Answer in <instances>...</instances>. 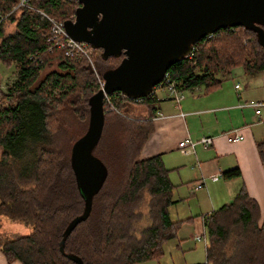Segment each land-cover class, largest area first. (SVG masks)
Returning a JSON list of instances; mask_svg holds the SVG:
<instances>
[{
	"label": "trees",
	"instance_id": "16d2710c",
	"mask_svg": "<svg viewBox=\"0 0 264 264\" xmlns=\"http://www.w3.org/2000/svg\"><path fill=\"white\" fill-rule=\"evenodd\" d=\"M18 0H0V14ZM7 19L14 31L2 33L0 64H14L16 80L0 84V217L21 221L25 234L0 232V251L22 264H136L157 259L163 244L189 220H171L173 202L168 172L159 154L141 158L140 150L157 111L156 95L131 102L122 93L103 100V125L92 149L106 175L91 197L86 217L65 234L80 215V195L71 165L73 143L87 129L90 96L100 88L105 70L123 55L101 57L93 48L68 55L46 40L49 22L73 18L76 0H27ZM264 31V26H262ZM54 67L46 70L47 67ZM247 74L264 71V48L256 33L242 25L219 28L196 41L189 55L170 65L167 75L182 90L216 88L234 68ZM127 104L143 105L145 115L130 114ZM114 108H113V107ZM264 163V140L257 141ZM240 175L237 167L224 178ZM205 261L197 264H264V210L241 186L232 200L203 216Z\"/></svg>",
	"mask_w": 264,
	"mask_h": 264
},
{
	"label": "water",
	"instance_id": "95a60500",
	"mask_svg": "<svg viewBox=\"0 0 264 264\" xmlns=\"http://www.w3.org/2000/svg\"><path fill=\"white\" fill-rule=\"evenodd\" d=\"M73 18L63 22L74 40L100 48V55H123L102 74L103 83L88 99L86 132L71 148V165L84 208L65 229L86 217L91 197L106 175L91 153L103 125V96L115 91L144 97L158 85L168 67L192 50L193 44L219 28L252 29L264 48V0H76ZM77 264L78 258L69 255Z\"/></svg>",
	"mask_w": 264,
	"mask_h": 264
},
{
	"label": "crops",
	"instance_id": "0c3cea01",
	"mask_svg": "<svg viewBox=\"0 0 264 264\" xmlns=\"http://www.w3.org/2000/svg\"><path fill=\"white\" fill-rule=\"evenodd\" d=\"M155 95L157 111L150 118L152 128L140 157L160 155L173 184L169 217L189 220L180 225L170 243L175 253L165 255L163 250L159 258L138 264H197L187 262L184 255L187 250L195 249L196 242L202 241L194 238L195 233L204 230L201 217L229 203L241 186L257 201L260 210H264V163L256 146L257 141L264 140V125L258 120L264 117V107L257 114L251 105L264 100V71L247 74L241 67L234 68L213 90L205 91L202 86L187 90L177 105L166 96L163 87ZM126 108L133 115L144 116L146 112L143 105L127 104ZM233 127H238L242 138L230 142L223 132ZM186 135L194 139L211 135L212 145L206 149L197 145L194 151L177 147V142ZM233 167L239 169L240 175L224 178L222 172ZM201 179L203 185L196 188ZM186 230L194 246L183 241ZM179 250L183 252L181 258ZM0 264L22 262L7 261L0 251Z\"/></svg>",
	"mask_w": 264,
	"mask_h": 264
},
{
	"label": "built area",
	"instance_id": "2783aa9c",
	"mask_svg": "<svg viewBox=\"0 0 264 264\" xmlns=\"http://www.w3.org/2000/svg\"><path fill=\"white\" fill-rule=\"evenodd\" d=\"M19 6H25V7H30L29 4L27 3V0H18V2L12 6V8L4 13L0 14V22L4 19H7L8 14L18 8ZM38 13L42 18H45L49 22V33L46 36V40L51 42L50 47H61L64 49L65 53L68 55H84L92 64L91 62V53L93 51V48L86 42L84 41H77L72 39L65 31L63 27V22L62 21H57L50 17L48 14H46L43 11L37 10ZM190 54V53H189ZM188 54V55H189ZM100 85H102L103 80H99ZM238 84H235V87H237ZM158 87H163L166 91V96L172 100L176 105L179 103V101L184 98L185 92L187 90H182L180 89L174 81L170 80V78L167 75V71L164 73V76L161 80V82L156 85L153 90L146 96H152L155 95V91L157 90ZM197 86L193 87L196 88ZM191 90V89H189ZM109 94H104L103 100L109 101ZM122 96H124L122 94ZM126 97V96H124ZM144 97H137V98H128L131 102L139 103L142 101ZM252 106L255 107V111L257 114L260 113V108L264 107V100L263 101H255L251 103ZM113 107V106H112ZM114 108V107H113ZM260 123L264 125V117L258 119ZM225 138L227 141L230 142H235L239 141L242 138V134L239 132L238 127H233L231 129H228L223 132ZM213 141V136L211 135H201L198 138H192L188 135L183 137L177 142V147L180 148H187L190 151H194L195 147L197 145L201 146L202 148L206 149L212 145ZM215 178V177H214ZM203 185V179H201L199 182L195 184V187L198 188ZM202 222H203V217ZM203 226V224H202ZM205 236V231L202 230L200 232H197L194 234L195 240H203ZM205 244V243H204Z\"/></svg>",
	"mask_w": 264,
	"mask_h": 264
},
{
	"label": "rangeland",
	"instance_id": "374dc122",
	"mask_svg": "<svg viewBox=\"0 0 264 264\" xmlns=\"http://www.w3.org/2000/svg\"><path fill=\"white\" fill-rule=\"evenodd\" d=\"M12 31H14V21L11 19H6L4 21V24H3L2 33L8 34V33H11ZM53 67L54 66L51 65L50 67H47L46 70H49ZM236 68H240V67H236ZM16 76H17V74L15 71L14 64H12L10 66H4V65L0 64V84H1L2 88H6L7 85H10L11 83H13V81L16 80ZM158 88H162V87H158ZM263 131H264V128H263ZM172 214L174 215L173 210H172ZM29 230H30V228L27 225H25L24 223H22L21 221L10 220L4 216L0 217V232L25 234V233L29 232ZM189 235H190L189 231H187V230L184 231L183 237H185V239L183 241H186V243L192 244L191 246H194L193 245L194 242L191 240ZM173 238L167 240L163 244V250H164L165 255H167L169 252L172 254L176 252V250H174V249L172 250V244H170V243H173V241H174ZM204 243L205 244L207 243L206 237H204L202 241L196 242L194 250L190 251V250L186 249L187 251H189V252H186L184 255L187 262L202 263L205 261V244ZM182 254H183V252L181 250H179L180 258L182 257ZM136 264H138V263H136Z\"/></svg>",
	"mask_w": 264,
	"mask_h": 264
}]
</instances>
